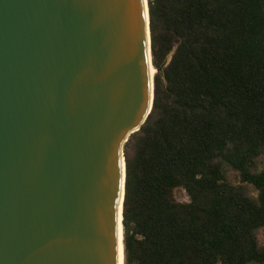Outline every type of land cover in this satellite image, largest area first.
I'll return each mask as SVG.
<instances>
[{
    "label": "water",
    "instance_id": "1",
    "mask_svg": "<svg viewBox=\"0 0 264 264\" xmlns=\"http://www.w3.org/2000/svg\"><path fill=\"white\" fill-rule=\"evenodd\" d=\"M171 54L147 0H0V264H119V224L124 264V143Z\"/></svg>",
    "mask_w": 264,
    "mask_h": 264
},
{
    "label": "trees",
    "instance_id": "2",
    "mask_svg": "<svg viewBox=\"0 0 264 264\" xmlns=\"http://www.w3.org/2000/svg\"><path fill=\"white\" fill-rule=\"evenodd\" d=\"M147 3L172 54L124 143V264H264V0Z\"/></svg>",
    "mask_w": 264,
    "mask_h": 264
},
{
    "label": "rangeland",
    "instance_id": "3",
    "mask_svg": "<svg viewBox=\"0 0 264 264\" xmlns=\"http://www.w3.org/2000/svg\"><path fill=\"white\" fill-rule=\"evenodd\" d=\"M258 167L259 168H264V155L259 158V160H258ZM228 175H229L230 179L236 180L235 177H234V175L231 172H229ZM174 197L177 200H180V201H187L188 200L187 194L181 188L175 189V191H174ZM258 238H259V241L261 243L264 242V230L263 229L259 230V232H258Z\"/></svg>",
    "mask_w": 264,
    "mask_h": 264
},
{
    "label": "bare ground",
    "instance_id": "4",
    "mask_svg": "<svg viewBox=\"0 0 264 264\" xmlns=\"http://www.w3.org/2000/svg\"><path fill=\"white\" fill-rule=\"evenodd\" d=\"M149 71L151 76L154 73V68L153 66L149 67ZM119 221H120V211H119ZM118 257H119V264H123V250H122V231H121V226L119 224V228H118Z\"/></svg>",
    "mask_w": 264,
    "mask_h": 264
}]
</instances>
